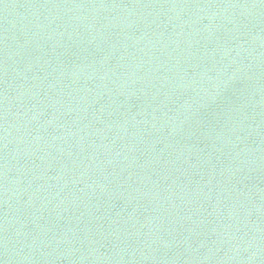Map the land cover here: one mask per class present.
I'll use <instances>...</instances> for the list:
<instances>
[{"label":"water","instance_id":"95a60500","mask_svg":"<svg viewBox=\"0 0 264 264\" xmlns=\"http://www.w3.org/2000/svg\"><path fill=\"white\" fill-rule=\"evenodd\" d=\"M0 264H264V0H0Z\"/></svg>","mask_w":264,"mask_h":264}]
</instances>
